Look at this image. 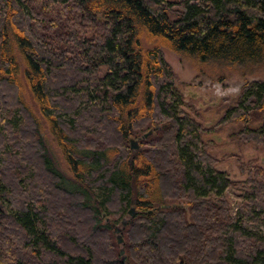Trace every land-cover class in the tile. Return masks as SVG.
<instances>
[{"label":"trees","instance_id":"16d2710c","mask_svg":"<svg viewBox=\"0 0 264 264\" xmlns=\"http://www.w3.org/2000/svg\"><path fill=\"white\" fill-rule=\"evenodd\" d=\"M164 50L264 65V0H0V264H264V167L216 168ZM228 123L264 149V80Z\"/></svg>","mask_w":264,"mask_h":264},{"label":"rangeland","instance_id":"374dc122","mask_svg":"<svg viewBox=\"0 0 264 264\" xmlns=\"http://www.w3.org/2000/svg\"><path fill=\"white\" fill-rule=\"evenodd\" d=\"M163 52L166 62L177 77V87L183 98L184 109L205 127L214 126L212 130L202 135V139L207 144V150L219 161L216 168L224 171L229 180L241 182L247 176V168L256 165L264 167V149L239 140L236 135L239 130L238 123L216 125L226 110L234 105L244 82L253 79L264 80V65L233 66L209 73L206 68L195 65L185 56L173 51ZM258 125H260L258 119L250 124L253 128ZM51 147L61 160L53 142ZM224 193L230 201L232 210L235 211L244 198L243 191L233 187L226 188ZM254 230L264 235V226L258 225Z\"/></svg>","mask_w":264,"mask_h":264},{"label":"water","instance_id":"95a60500","mask_svg":"<svg viewBox=\"0 0 264 264\" xmlns=\"http://www.w3.org/2000/svg\"><path fill=\"white\" fill-rule=\"evenodd\" d=\"M144 136H147V134H144ZM130 147H131V148H137L138 146H137L136 141H134V140H130ZM128 214H129V215H133V214H134V209H133V207H131V208L129 209ZM125 223H126V221L123 220V221H122V224L124 225ZM119 232H120V228H119V227H115V233L117 234V235H116L117 242H118V243H121V242H122V237H121V235L119 234ZM120 254H123V249L120 250ZM122 260H125V257H124V256L122 257ZM127 264H128V263H127Z\"/></svg>","mask_w":264,"mask_h":264}]
</instances>
